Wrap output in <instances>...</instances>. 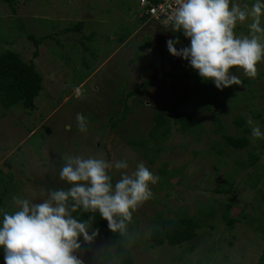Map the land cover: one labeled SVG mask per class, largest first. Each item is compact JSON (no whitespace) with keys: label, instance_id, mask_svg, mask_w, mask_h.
Instances as JSON below:
<instances>
[{"label":"rangeland","instance_id":"rangeland-1","mask_svg":"<svg viewBox=\"0 0 264 264\" xmlns=\"http://www.w3.org/2000/svg\"><path fill=\"white\" fill-rule=\"evenodd\" d=\"M252 2L237 0L242 7ZM143 3L0 0V52L20 53L43 76L35 107L18 103L6 109L0 104V208L12 211L13 196L39 202L52 187L66 188L58 173L68 156L91 155L112 162L126 159L129 168L113 169L114 180L120 178V171H134L143 162L159 180L150 186L152 198L133 213L137 223L127 246L136 264H264V138H252L251 125L247 123V135L262 155L257 165L247 168L237 166L235 159L247 160L252 148L239 151L227 146L215 131L210 113L202 108L206 132L199 141L193 132L182 134L174 126L154 161L142 146L129 143L147 137L152 117L161 107L193 110L203 101L194 82L170 76L128 96L153 70L195 71L168 51L166 41L174 37L171 32L155 34L143 26L137 31ZM79 21L85 22L82 32H62ZM248 23H238L236 34L247 35ZM121 32L129 36L122 43L114 42ZM27 33L37 38L52 34L53 38H44L37 48ZM106 36L111 40L106 41ZM181 47L186 46L179 40L177 48ZM238 75L244 83L219 95L228 102L215 103L214 109L228 133L237 134L234 118L238 113L264 131V61L257 65L255 78L246 77L243 70ZM236 95H243L242 99H229ZM125 103L131 110L112 130ZM77 113L87 118L86 131L80 130ZM216 187L225 191L218 193ZM227 205L231 209L226 212ZM180 215L199 220L201 228L193 241L182 247L165 244L156 248L145 242L154 219ZM230 219L235 220L232 229L227 224ZM108 249L98 236L94 243L84 244L78 255L85 264H98L100 254L99 264L113 262L116 258L102 255ZM0 264H4L2 250Z\"/></svg>","mask_w":264,"mask_h":264},{"label":"clouds","instance_id":"clouds-1","mask_svg":"<svg viewBox=\"0 0 264 264\" xmlns=\"http://www.w3.org/2000/svg\"><path fill=\"white\" fill-rule=\"evenodd\" d=\"M145 16L141 7L137 19ZM170 20L173 31L181 32L190 43L178 49L179 40L168 39V51L187 61L205 82L211 81L222 91L244 83L239 70L248 78L256 77L257 65L264 61V0H253L243 7L237 0H177ZM245 21H250L249 33L236 34L237 24ZM138 24L137 31L139 26L155 34L164 30L153 20ZM76 120L80 130L86 131L87 118L77 113ZM247 123L252 138H264L256 122L249 119ZM128 168L126 159L110 162L91 155H72L58 173L66 188L49 190L39 202L13 196L12 211L0 208L4 264H85L78 252L99 236V229L93 227L96 213L107 221L111 232L125 236L133 213L152 198L150 186L159 180L139 162L134 171H120V178L113 181V169ZM83 214H89L88 218L82 219Z\"/></svg>","mask_w":264,"mask_h":264},{"label":"trees","instance_id":"trees-1","mask_svg":"<svg viewBox=\"0 0 264 264\" xmlns=\"http://www.w3.org/2000/svg\"><path fill=\"white\" fill-rule=\"evenodd\" d=\"M7 1L10 3L14 2V0ZM149 1L158 2V0ZM12 11L15 12V8H12ZM144 19L148 20L149 15L145 16L143 19L142 17L138 18V21L140 22ZM84 26L85 22L79 21L74 26L65 28L62 32L66 33V31L69 32L70 30L82 32ZM160 29L164 30L158 32V34L164 31L171 32L174 36V40H182L184 41L185 46L189 45V40L187 38L185 39L183 34L178 32V30L174 32L172 26L169 28L162 26ZM128 36L129 32H121L118 36H115V39L113 40L114 42L122 43ZM26 37L38 48L40 42H42L44 38H53V35L48 34L45 35V37L37 38L35 34L27 33ZM110 38V36H106V41H110ZM35 54L37 55V51ZM168 76L176 79L185 78L194 82L197 86V93L203 96V101L193 110L186 109L182 111H175L173 108L168 109L166 107H161L152 117L153 122L147 133V137L134 142L130 141L129 143L133 145L139 144L142 146V149L147 151L146 155L149 154L148 159L150 161H154V157L157 155V152L163 149L164 142L171 135L174 126L176 130L182 134H185L188 131L193 132L196 134L195 139L199 141L202 138V134L206 132V129L203 126V119L200 115V110L202 108L210 113L213 123L216 125L215 131L221 134L227 146L239 151L252 148L247 154V160L240 158L235 159L236 165L241 168H247L258 164L262 153H258L256 151V147L251 144V140L247 135L250 132V128L245 120V115L238 113L235 116L234 122L238 128V132L237 134H231L228 133L227 125L222 120L219 112L214 109L215 103L224 104L228 102V98H219V95H226L229 87L224 88L222 91L217 89L211 81L205 82L202 80L196 70L191 71L189 69L182 68L178 72L172 73L166 69H157L153 70V72H151L144 81H142L137 87L133 88V90L128 93V96L137 95L141 89H147L153 83L165 79ZM42 90L43 76L36 70L35 64L32 61L28 62L24 60L20 53L11 49L0 52V104L3 107L10 109L18 103L34 107L35 99L40 95ZM249 91L250 93L252 92L250 89ZM243 95H236L235 98L233 97L229 99H235V101L238 102L242 99ZM138 102H141V100L138 99ZM172 104L173 106L177 105V102H173ZM130 110L131 106L125 103L121 119L119 121L112 122V130H116L119 122L127 116ZM262 146L264 148V142H262ZM218 153H222V151L218 150ZM62 162L64 163V161ZM110 162H112V160ZM6 164L9 167L11 165L10 163ZM113 181L115 182L114 176ZM56 188L63 187L54 186L51 190ZM215 191L221 193L225 190L216 187ZM1 203L2 202L0 200V204ZM230 209L231 206L227 205L226 212ZM88 215L89 214H83L81 218L87 219ZM136 223L137 221L133 218L132 222L128 225L127 234L125 236H119L108 229L106 220L100 218L98 213L95 214L93 227L99 229V236H101L111 248L102 255L108 258H116L113 262H102L101 264H136L135 259L131 254V250L127 246L131 230ZM234 223V219H230L227 222L231 229L233 228ZM200 228L201 224L195 216L180 215L179 217L156 218L153 220L149 238L145 240V242L148 243L151 248H156L165 244L182 247L185 243L191 242L197 237V232ZM192 249L193 246L189 247V250Z\"/></svg>","mask_w":264,"mask_h":264},{"label":"built area","instance_id":"built-area-1","mask_svg":"<svg viewBox=\"0 0 264 264\" xmlns=\"http://www.w3.org/2000/svg\"><path fill=\"white\" fill-rule=\"evenodd\" d=\"M177 0H159L158 2H151L144 0L142 4L143 13L147 16L148 20L156 21L161 26H172L170 20L171 12L176 7Z\"/></svg>","mask_w":264,"mask_h":264}]
</instances>
